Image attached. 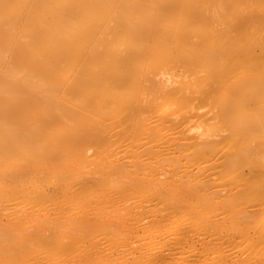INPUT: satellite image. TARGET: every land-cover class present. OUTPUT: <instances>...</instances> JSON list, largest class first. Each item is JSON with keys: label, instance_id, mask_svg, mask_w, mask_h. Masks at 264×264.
<instances>
[{"label": "bare ground", "instance_id": "obj_1", "mask_svg": "<svg viewBox=\"0 0 264 264\" xmlns=\"http://www.w3.org/2000/svg\"><path fill=\"white\" fill-rule=\"evenodd\" d=\"M249 3L256 9L245 12ZM195 65L209 73L210 90L208 76L193 90L191 80L176 84L179 71L185 77ZM262 72L264 0H0V264H51L49 256L55 257L52 264H105L107 255L105 260L91 250L84 257L79 249L85 254L106 239L116 252L122 241L130 246L147 208L141 198L128 204L125 195L149 190L163 196L167 184L174 205L150 225L159 236L170 220L191 218L180 237L202 248L183 264H264L254 257L264 250V179L223 178L228 160L221 158L220 133L211 130L217 123L209 126L192 105L193 91L220 105L224 92L260 86ZM160 95L179 100L176 115L168 114L169 105L158 112ZM262 96L263 84L249 99ZM260 117L264 127V108ZM243 119L251 123L253 114ZM193 121L198 134L190 131ZM49 186L56 187L54 193ZM92 188L87 194L98 203L112 194L124 199L105 212L118 218L110 229L108 224L88 231L87 211L66 216L51 201L54 194L67 200L66 194ZM32 210L44 214L38 223H28ZM200 232L223 246L218 257L206 253L209 244ZM239 236L246 257L225 249ZM147 252L129 258L120 250L106 264H161L166 257Z\"/></svg>", "mask_w": 264, "mask_h": 264}, {"label": "rangeland", "instance_id": "obj_2", "mask_svg": "<svg viewBox=\"0 0 264 264\" xmlns=\"http://www.w3.org/2000/svg\"><path fill=\"white\" fill-rule=\"evenodd\" d=\"M242 8H243V10H245V12H249V11L255 10L256 6L249 3L246 6H243ZM259 50L261 51L260 46H258L256 48V52H258ZM179 72L180 73H178L176 75V77L178 79L176 84L181 85L184 80L185 81L187 79L191 80L192 87H190V89L192 88V90L194 89L196 82H200L202 79H204L207 76L208 77L206 78V83L210 80V79H208L210 77V75H208L209 73L206 71L200 70V67L197 65L194 66L193 71H188L187 76H185V77L184 76L182 77V74H183V73H181L182 71H179ZM259 73H261V71ZM262 74H263L262 79L258 80L260 83V86H262V84L264 85V79H263L264 72H262ZM235 77L236 76L234 75L231 77V79L234 80ZM210 81H211L210 85L208 84L209 82L207 83V87L208 88L210 87L208 90H210L211 86L213 85L212 78ZM260 86L258 85V82H256L254 84V86L248 87L244 90L243 89L239 90L238 93H236L235 95H230V96L226 95L224 92L223 98H225V99L223 100V103L226 101L224 103V104H226L230 100V102L226 104L229 107L228 111L226 110L227 108H225L226 105L224 107V109L226 111V113H224V114H223V112H224V110H223L224 104L223 103L219 105L216 98L214 99V97H211L210 95H208L207 98H202L199 96L200 93L198 91H193L195 98L192 101V105H194V107L196 108L197 111H199L201 114H204V116H206L205 117L207 119L206 121H209L206 123H209V126H212L214 123H217V125L215 124L216 128L218 126L220 127V128H218L219 130H215L216 129V128H214L215 125H213L214 129H211L212 127H210L209 129L213 130V133H215L214 131H216L217 134L220 133V134H218L220 136L217 139H220L221 140L220 144H222L221 145L222 150L220 152L221 158H223L222 160L224 162L226 159L228 160L225 162V165L223 167V171H224L223 172V178H225V179L242 180V181H244V180L259 181V180L264 179V127L260 123L261 122L260 121L261 108H264V96H262L261 98H256L255 100L249 99L251 92L260 91ZM157 100L160 104L158 112H161V109H162V107H164V105H169L168 114L176 115V109L179 105L178 99H171L170 100L167 96L160 95V96H158ZM241 100H242V102L247 104L245 107L241 103ZM220 106L222 107V109ZM218 113L220 115L216 116V115H218ZM250 113L253 114V119H252L251 123L250 122L246 123L243 118H245V117L247 118V115ZM228 116H230L229 117L230 119L229 118L227 119ZM214 117H218V120H217V118H214ZM193 122L192 123L190 122L189 124L195 125L196 123L195 122L193 123ZM210 123H212V125ZM194 125L192 126V130H190V131L192 133L198 134V130L201 128L194 127ZM209 126H206V127H209ZM213 133H212L213 137L214 136L218 137L217 134L214 135ZM132 141H135V140H132ZM89 152H90L89 154L94 153L93 150H90ZM125 159H128V156L125 157ZM166 172L169 173L170 169H166ZM78 175L80 176L81 179H82V176L83 177L88 176V175H81V174H78ZM52 185L56 186V182H54V184H52ZM49 187L50 188L47 187L46 190H48V192L54 193V191L56 190V187H55V189H53L54 188L53 186H49ZM89 189L85 190V192L88 190V192H86V193H84V190H83L82 194H66V196L71 195V197L70 196L67 197V200H64V198H62L63 195L62 196L59 195L60 196L59 197L56 194V197H58V198H56L55 194H54L51 201L54 203L57 202L56 206L58 207V209H60L63 212L62 214L66 215V216L69 213H75V212H77L78 214L81 213V215H83L87 211L89 214L87 215V212H86L85 215H83V216L88 218V219L90 217L89 220L92 222L91 224H88L89 228H91V229L87 228L88 231H93L94 228H95V230L97 228L99 229V227H100V229H102L101 226H104V225L108 228V226H107L108 224L110 225L109 226V229H110L111 224L114 223V219H112V218H114V217L117 218V216H115L116 215L115 213L114 214L111 213L112 214L111 215L108 212V215H111L109 217V216H107V213L105 215V212H107L108 210L110 212H113L114 209H117L119 206L124 205V203L122 204V202H124V199L117 201V196H115L116 194H112V195H110V196H112L111 197L112 199L110 201L109 200H107V201L102 200L104 203H102V202L98 203L96 201L97 198L95 200L94 194H92V195L87 194L90 192L92 193V191H93V188L91 190H89ZM161 190L166 191L165 194H163V196H162V194L161 195L153 194V192L149 191V190H146L145 192H143V194H126L125 195V199L127 200V198H128V200H127V201H129V202H127L128 204L135 203V201L138 200L139 198L143 199V201L145 202L144 204L147 208V211L144 214V218L141 219V222H140L141 224L136 227V230L134 232V236L132 234V238H131L132 243L130 242L131 245L129 244L130 246H128V244H123V241H122V243L119 242V243H121L119 245L115 242L114 245L117 244L120 247V248H118V247H115V248L120 249L121 251H124L125 255L127 253L131 254V255L127 254V257H129V258H133L134 255L139 256L140 258L141 257L143 258V256H145V251H148V252L151 251L150 253L147 252L146 254H148V255L149 254H152V255L156 254L158 256L160 254L163 257L166 255L164 260L162 259L163 262H161V264L162 263H164V264H183V263L189 262L192 260L191 257H194L195 255H197L201 251V248H202V244L200 242H198L197 240H193V238H190V240H188L186 238L180 237V231L182 230V228L183 227L188 228L191 225V218L189 216L180 215V216L174 218L173 220H170L164 226V230L162 231V235H159V236L157 234H155L153 224H152V226L150 225L151 222L154 221V217L158 215L157 213H160V212L162 213L163 211H164L163 213H167V211H168L167 208H170L169 206L174 205V203H173L174 193L173 194L171 193L172 192L171 191L172 190L171 185L167 184V185L163 186ZM167 192H170V193L168 194ZM66 196H65V199H66ZM87 196H88V198H87ZM91 196H94V199H93V197L91 198ZM72 197H74V200H75V198L79 199L80 197H83L85 199V201L83 200V198H81L82 200L79 199V201L76 200V201H74L76 203H73V199L71 200ZM68 199L71 201L69 202ZM94 200L96 202H94ZM87 201L89 203L90 202H92L93 204L95 203L94 205H92L94 208L91 206V204L89 205V203ZM176 202L177 201L175 200V203ZM263 203H264V200H263ZM61 204H63V206ZM101 205H103V206H101ZM112 205L114 207H117L118 205L119 206L117 208H113ZM225 205L226 204H223L221 207H223L225 210H227L226 209L227 205H226V207H225ZM60 206H62V207L60 208ZM107 206L110 209H107ZM111 206H112V208H111ZM72 207L73 208L75 207L76 209H72ZM89 207H92L93 209L89 208ZM81 208H83L85 210H82ZM86 208H88V209H86ZM157 208L159 211L157 210ZM70 209H72V210H70ZM91 209L92 210L97 209L98 212L97 213L94 212V213L98 214L97 216H100V217H98L99 219L97 218V220H96L95 219L96 217L94 218V215H93L94 213H91L93 211H89ZM112 209H113V211H111ZM225 210H223L220 214L222 217L227 216V211L225 212ZM94 211H96V210H94ZM30 212H32V214L28 213V217H27L29 224L38 223L44 217L43 216L44 214L37 212V210H34V212H36V214L35 213L33 214V210ZM41 216H42V218H40ZM108 217H109V220L111 219L110 222L108 221ZM91 218H92V220H91ZM93 219H95V220H93ZM252 219H255V218L252 217ZM115 224H117V226L119 227V229H116L117 231L118 230L120 231L119 234L123 233L122 229H120V228H122V224L117 222L116 220H115ZM107 231H108V229H107ZM49 232H50L49 230L46 231V233H49ZM93 232H95V231H93ZM110 233L111 232H107L106 234L113 236V232H112V234H110ZM95 234H92V235L95 236ZM104 234H105V232H104ZM200 234H201L200 239L203 240L206 237L208 244H209L208 245L209 248L207 249L206 253L208 255H212L213 257H218L223 246L218 245L214 236H211V238H212L211 239L210 235H206L203 232L202 233L200 232ZM99 235H96V237ZM107 235H106V237H108ZM122 235H120L119 238L124 237ZM144 235H147L148 237H144ZM89 236H90V232H89ZM101 236H103V234H101ZM99 237H97V239ZM90 238H91V236H90ZM102 238L99 240H102ZM139 238L141 240H139ZM114 239H115V237H114ZM177 239H179V240H178L177 244L175 245V248L170 246V243L172 242V240H177ZM213 239L215 241H213ZM238 239L240 240V236L238 237ZM113 241H115V240H113ZM120 241H121V239H120ZM87 242H89V241L87 240ZM87 242H86V244H87ZM101 242L102 241H100L99 243H101ZM103 242L105 245H103L101 243L103 245V246L101 245L102 247H100V245H97L95 243L92 244L91 247L89 246V249H87V252L85 251L86 255L84 254V250L83 251L81 250V248L84 249V247H81L79 249V251H81L80 254H82V255H84V257H86L89 254V252L91 250H93L94 255H97V253H98V255H97L98 257L104 258L107 255V257H106L107 260H106V258H104L106 260V262L104 259L103 260H104L105 264L110 263V261L108 262L109 257L110 258L112 256L116 257L118 254L116 255L115 253H118V252L120 253V250L118 252H116V249L114 250V248H113V250H111L110 246L105 243V242H109V241H107V239ZM214 242H216V244H214ZM110 243L112 246L113 243L112 242H110ZM107 246H109V250L106 249ZM86 247H88V246H86ZM173 248H174V250H173ZM104 249L108 253L105 252L102 254V252H100ZM225 249H228V252L230 254H232V251H233L234 253L242 255V257H246V255H247L246 244L244 243V241L242 239L239 242H237L232 248H229L226 246ZM143 252H144V254H143ZM121 253H123V252H121ZM173 253H175V254H173ZM68 254L71 255V257H74L72 253L71 254L68 253ZM108 255H110V256H108ZM120 255H122V254H120ZM136 256L134 258H136ZM254 257H256L257 259H263L264 258V250L262 248L257 249V251L254 254ZM53 258H55V257L50 258V256H49V259H51V261H50L51 264L53 263V261H52ZM94 258H96V256ZM49 259L48 260L46 259L47 262L49 261ZM113 259L111 261H113ZM187 259H188V261H187ZM96 260H98V258ZM183 260H185V261H183ZM98 261H96V262H98ZM100 261H101V263H103L102 259ZM179 261H181V262L183 261V262L180 263ZM113 263L114 262H112V264Z\"/></svg>", "mask_w": 264, "mask_h": 264}]
</instances>
